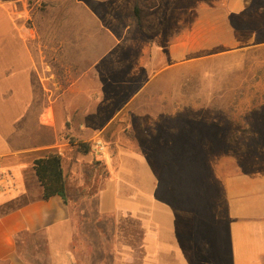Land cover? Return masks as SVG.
I'll use <instances>...</instances> for the list:
<instances>
[{"label": "rangeland", "instance_id": "obj_1", "mask_svg": "<svg viewBox=\"0 0 264 264\" xmlns=\"http://www.w3.org/2000/svg\"><path fill=\"white\" fill-rule=\"evenodd\" d=\"M22 1L34 38L24 45L3 19L0 67L24 61V73L7 83L20 84L25 76L33 94L25 93L26 80L16 98H8L12 110L0 108V115L2 123L14 122L17 145L55 137L68 142L76 138L70 126L86 124L88 164L80 186L69 184L78 192L68 200L73 264H97L98 248L121 244L135 246L139 255L140 223L117 216L159 214L167 204L177 210L182 200L196 218L224 217L226 175L264 168V25L239 19L240 30L234 29L221 4L200 0ZM48 119L58 124L56 132ZM96 141L100 152L92 149ZM118 146L135 153L138 183L144 167L153 171L151 196L139 192L149 191L142 184L136 212L104 213L96 193L112 175L107 153ZM67 157L62 161L70 171ZM34 193L0 206V212ZM16 250L30 264H55L40 234L23 233Z\"/></svg>", "mask_w": 264, "mask_h": 264}, {"label": "crops", "instance_id": "obj_2", "mask_svg": "<svg viewBox=\"0 0 264 264\" xmlns=\"http://www.w3.org/2000/svg\"><path fill=\"white\" fill-rule=\"evenodd\" d=\"M200 2L215 7L221 4L231 16L234 29L237 27L240 30L235 24V20L239 19L242 22L254 19L264 25V0ZM0 10V31L5 29L2 28L4 19L9 25L6 29H15L24 45L25 42L30 43L34 38V30L24 22V2L18 4V0H0ZM16 63L0 67V108L6 111L13 107H10L8 98H16L20 84L23 89V82L27 80L23 76L20 84L8 85V79L17 80L18 74L24 73V61L20 66L18 60ZM27 84L25 93L32 95L33 85L28 80ZM73 91L76 94L83 93L81 87H75ZM2 122L0 115V206L29 191L35 193L13 209L0 212V264H30L16 250V238L20 233L42 235L50 261L55 264H73L76 259L73 247L75 227L70 205L59 195L42 199V189L32 168V160L48 152H59L62 159L70 154L67 157L70 171L62 161L66 183H78L80 186L91 151L84 154L69 142L58 143L57 137L49 142L39 141L32 145L21 142L17 145L11 136L14 122ZM46 124L54 132L57 131L58 124L54 120L48 119ZM85 125L76 123L70 126L69 131L76 136L73 138L89 141L90 138L84 134ZM4 126L10 129L3 131ZM107 154L112 175L96 193L98 207L104 213L114 210L136 212L141 205L140 194H137L139 186L147 184L149 191L140 189L139 192L151 196L153 171L144 167L140 173L145 177L138 183L135 153L131 154L118 146ZM224 193V217L217 218L216 226L215 216L200 215V218H196L189 214L190 211L183 209L185 201L182 200L177 201L181 208L177 210L167 204L161 206L159 214L117 216L118 219L131 218L140 223L139 255L133 245L101 247L97 251L102 258L97 264H264V168L250 173L242 171L226 175ZM112 235L115 238L118 232H112ZM106 241L110 244L107 237Z\"/></svg>", "mask_w": 264, "mask_h": 264}, {"label": "trees", "instance_id": "obj_3", "mask_svg": "<svg viewBox=\"0 0 264 264\" xmlns=\"http://www.w3.org/2000/svg\"><path fill=\"white\" fill-rule=\"evenodd\" d=\"M134 11L137 14V5L134 6ZM68 142L84 154L90 152L91 146L89 142L77 140L73 137H70ZM32 168L42 189V199H48L53 195H59L64 202H67L72 194L78 193L76 190H71L66 183V176L62 167V156L59 152H48L42 156L33 158ZM13 208L14 207L10 209ZM22 234L23 233H20L16 238V244H18V239Z\"/></svg>", "mask_w": 264, "mask_h": 264}, {"label": "built area", "instance_id": "obj_4", "mask_svg": "<svg viewBox=\"0 0 264 264\" xmlns=\"http://www.w3.org/2000/svg\"><path fill=\"white\" fill-rule=\"evenodd\" d=\"M102 148H103V146H102V144H101L100 141H96V142L94 143V145L92 146L93 151H94V150H97V151L100 152V151L102 150Z\"/></svg>", "mask_w": 264, "mask_h": 264}]
</instances>
